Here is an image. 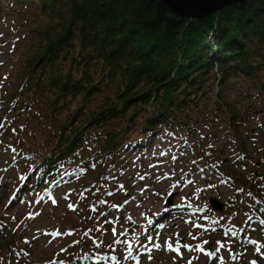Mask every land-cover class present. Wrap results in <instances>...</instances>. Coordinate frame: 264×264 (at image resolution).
I'll list each match as a JSON object with an SVG mask.
<instances>
[{
  "label": "rangeland",
  "instance_id": "rangeland-1",
  "mask_svg": "<svg viewBox=\"0 0 264 264\" xmlns=\"http://www.w3.org/2000/svg\"><path fill=\"white\" fill-rule=\"evenodd\" d=\"M42 5L0 15V264H264V93L241 76L204 83L180 131L124 129L140 142L106 153L111 131L127 123L90 126L69 174L24 187L34 156L48 153L77 107L75 99L50 113L47 93L22 86L25 56L40 44L35 27L58 19Z\"/></svg>",
  "mask_w": 264,
  "mask_h": 264
},
{
  "label": "trees",
  "instance_id": "trees-1",
  "mask_svg": "<svg viewBox=\"0 0 264 264\" xmlns=\"http://www.w3.org/2000/svg\"><path fill=\"white\" fill-rule=\"evenodd\" d=\"M32 1L0 0V15L4 6L8 11ZM40 2L50 10L49 22L54 15L58 19L35 27L40 44L25 56L22 86L28 83L30 95L47 93L50 113L75 99L77 107L64 117L48 153L40 161L34 156L24 187L69 174L66 164L90 126L104 127L115 119L127 123L111 131L102 147L107 153L140 141L124 138L126 129L135 127L140 134L159 127L183 130L208 81L222 87L227 77L241 76L247 87L264 93V0L233 1L199 19L172 13L161 0ZM96 95L103 101L85 111ZM217 101L216 94L210 105L215 108Z\"/></svg>",
  "mask_w": 264,
  "mask_h": 264
},
{
  "label": "water",
  "instance_id": "water-1",
  "mask_svg": "<svg viewBox=\"0 0 264 264\" xmlns=\"http://www.w3.org/2000/svg\"><path fill=\"white\" fill-rule=\"evenodd\" d=\"M162 3L172 12L182 17L199 19L219 11L224 6L236 0H161ZM214 210H221L222 204L216 199L209 200ZM170 198L165 205H170Z\"/></svg>",
  "mask_w": 264,
  "mask_h": 264
},
{
  "label": "snow or ice",
  "instance_id": "snow-or-ice-1",
  "mask_svg": "<svg viewBox=\"0 0 264 264\" xmlns=\"http://www.w3.org/2000/svg\"><path fill=\"white\" fill-rule=\"evenodd\" d=\"M69 207L72 208L73 206L69 205ZM114 234H115V232H114ZM54 235L58 236V235H60V233L57 232V233H54ZM69 235H70V233H69ZM168 248H169V250H172V251H176V252L179 251L178 248H173V246L171 244L168 245ZM200 250L203 251V249H200ZM113 259H115V258H113ZM253 264H255V262H253Z\"/></svg>",
  "mask_w": 264,
  "mask_h": 264
},
{
  "label": "bare ground",
  "instance_id": "bare-ground-1",
  "mask_svg": "<svg viewBox=\"0 0 264 264\" xmlns=\"http://www.w3.org/2000/svg\"><path fill=\"white\" fill-rule=\"evenodd\" d=\"M236 1H238V0H236ZM5 101V100H4Z\"/></svg>",
  "mask_w": 264,
  "mask_h": 264
}]
</instances>
